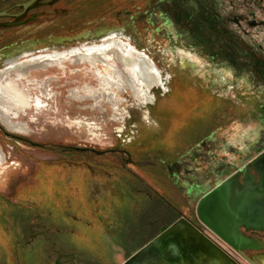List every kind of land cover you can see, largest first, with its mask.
Returning <instances> with one entry per match:
<instances>
[{
  "label": "rangeland",
  "instance_id": "374dc122",
  "mask_svg": "<svg viewBox=\"0 0 264 264\" xmlns=\"http://www.w3.org/2000/svg\"><path fill=\"white\" fill-rule=\"evenodd\" d=\"M205 3L219 28L227 32L228 52L246 57L253 52L264 60V0H205ZM128 8L126 3L120 5V9ZM109 22L115 28L111 32L90 35L79 40L78 45L66 46H83L81 49H69L67 54L50 51L38 56L42 49L35 48L30 51L37 55L3 70L0 66V79L4 78V83L19 84L32 93L34 103L40 98L38 103L43 106L41 112L32 108L21 117L11 113L10 120L28 124L30 132L27 135L10 132L33 144L45 145V149H39L14 144L0 134L5 156L0 167V202L37 205L35 209L23 210H13L7 205L0 225L15 233L22 226L47 223L58 249L78 254L75 264H123L158 236L164 226L182 217L196 221L197 200L220 182L211 177L212 170L222 164L239 163L252 152L255 157L264 150V86L260 80L252 83L247 74L238 78L234 69L206 63V57L224 52L217 37L211 39L216 46L210 50L208 44H199V39H189L190 29H183L185 42L196 49L191 53L177 51L175 55L157 26L147 31L146 26L128 27L114 18ZM193 30L198 32L196 28ZM127 44L148 56L161 75L159 88L150 92V97L153 96L150 104H142L124 80L123 90L116 85L109 88L106 81L99 82V73L102 78L119 80L116 70L122 73L124 66L131 67L132 60L133 66L139 58L143 60L142 55L134 57L121 52L118 46L130 48ZM53 62L58 64L46 68ZM110 62L122 67L108 66ZM21 72L27 73L23 83L18 78ZM128 73L133 75L132 71ZM47 80L51 81L49 87L45 85ZM46 91L50 98L42 96ZM66 146L100 152L120 149L132 155L134 163L126 168L132 171V176L127 179L98 168V163H117L119 169L120 157H94L98 161L96 166L88 168L96 172L97 183L109 180L122 186L129 184L122 207L112 195L102 192L96 193V210L69 209L65 215L61 204L67 200L66 193L58 181H62L61 171L71 167L62 169L61 163L81 159L75 156L66 159L63 154L70 153L62 150ZM176 164L181 169L175 168ZM185 169L194 174L186 175ZM207 176L210 178L206 180ZM35 181V191L24 193V187ZM112 202L116 204L110 206ZM100 204L104 206L99 207ZM76 218H80L78 224ZM63 227L66 229L62 231ZM5 236V240L0 236V264H11L10 250L15 248L10 247L12 242ZM40 245L34 248L39 252L37 264H53L55 255H47L49 250ZM42 256L49 262L44 263Z\"/></svg>",
  "mask_w": 264,
  "mask_h": 264
},
{
  "label": "flooded vegetation",
  "instance_id": "af4514ba",
  "mask_svg": "<svg viewBox=\"0 0 264 264\" xmlns=\"http://www.w3.org/2000/svg\"><path fill=\"white\" fill-rule=\"evenodd\" d=\"M141 2L143 3L142 5H136V3ZM123 3L129 5L130 9H120V5ZM144 5L147 8L143 10L142 7ZM111 18L117 19L128 27L146 26L144 29L147 31L153 26H157L158 33L170 44L172 53L175 55L177 51L191 53L196 49V47L192 49L193 45L185 42L183 29H190L187 34L189 39H199V44H208L210 50H213L216 46L211 39L217 37L222 44L224 52L219 55H211L208 58L204 57L206 63L211 67L234 69L238 78L243 76V74H247L251 77L252 83H257V80H260L264 86V60L257 58L253 52L249 53L247 57L240 56L238 52H228L230 46L226 41L228 40L227 32L219 28L215 17L211 16V10L207 7L205 0H0L1 70L16 62L26 60L31 55H37V52L30 51L35 48L42 49V53L38 56L50 51H57V54H67L69 49H81L83 46H80V48H78L79 46L66 48V46L78 45L79 40L88 38L90 35L100 36L111 32V30L115 29L112 23H108ZM192 27L193 29L196 28L198 32L193 30ZM69 34H75V36L69 37ZM102 44L96 45L101 46ZM127 45L131 46V44ZM57 47H65V49L57 50L59 49ZM141 54L150 59L142 52ZM150 62L153 63L151 59ZM256 70L258 71L256 72ZM255 73H257L256 76H254ZM0 134L1 136L5 135L14 144L24 143L34 148L45 149L44 144L36 143V145L34 143V145L32 141L23 139L8 131L6 124L1 119ZM62 150L70 152L66 155L63 154L66 159L68 157L73 159V156L81 158L76 162L74 160L63 161L61 163L62 169L66 167H71V169L62 170L61 175L56 174L61 176L62 181L58 182L63 184L64 193H66L67 200L61 204L62 208L66 210V216L69 209L84 208L96 210V193L110 194L117 204L121 207L124 205V198L127 196L129 184L124 183L122 186L109 180L102 181V184L100 181L97 183L96 172H90L88 168L93 167V165L96 166L98 161L94 157L102 158L108 155H112L114 159L115 157H120L122 166L119 165V169H116L117 163H110L109 165L98 163V168H103V171L108 174H121L123 178L127 179V177L132 176V171L126 168L134 163L130 153L120 149L100 152L88 147L70 146L63 147ZM76 152L78 154L73 155ZM249 162L250 160H246L244 157L239 163L222 164L212 170L211 177L218 178L221 181L224 178L223 176L228 174V171H231L232 174L236 173L232 166L242 170ZM50 165L53 166L52 163ZM83 167L87 169L85 170ZM46 168L48 167L46 166ZM77 168L81 170H77ZM175 168L181 169L178 164L175 165ZM47 172L53 173L52 171ZM184 172L189 176L194 174V171L186 169ZM209 178L207 176L206 180ZM37 179L36 181H38ZM36 181L32 182L31 185L25 186L23 192H34L36 187L33 184ZM128 182H131V180ZM90 194L93 196H90ZM116 202H112L109 205H114ZM7 205L13 210L19 208L22 210L27 208L35 209L37 207L36 203H11L3 200L0 202V218L4 215V209ZM102 205L104 206V204L98 206L101 207ZM93 215L96 216V213ZM66 220L63 218L65 223ZM79 220L80 218H76L74 221L78 224ZM190 222L229 256L231 259L230 264H264V231L242 228V235L251 241L254 248L237 251L200 224L198 219ZM49 228L47 223L40 221L38 226L29 225L26 228L22 226V230L19 229L13 233L10 228L5 229V227L0 225L1 239L5 240L6 234L8 241L12 242L10 247L15 248L13 251L10 250V263L37 264L39 262V252H36L34 248L40 243L42 248L49 250L47 255H55L53 264H56V260L60 255L75 256L73 261L66 263L75 264L79 258L78 254L58 249L57 240L51 234ZM65 229L63 227L62 231ZM24 238L25 243L22 244ZM42 257L43 262H49V259L46 260V257Z\"/></svg>",
  "mask_w": 264,
  "mask_h": 264
},
{
  "label": "water",
  "instance_id": "95a60500",
  "mask_svg": "<svg viewBox=\"0 0 264 264\" xmlns=\"http://www.w3.org/2000/svg\"><path fill=\"white\" fill-rule=\"evenodd\" d=\"M80 150V149H75ZM84 151V150H83ZM242 170L223 176L215 187L196 202L200 224L237 251L252 249L241 229L264 231V150ZM48 238V237H46ZM73 255H60L56 264L73 261ZM229 256L188 219L182 217L164 226L158 236L124 264H230Z\"/></svg>",
  "mask_w": 264,
  "mask_h": 264
},
{
  "label": "bare ground",
  "instance_id": "6f19581e",
  "mask_svg": "<svg viewBox=\"0 0 264 264\" xmlns=\"http://www.w3.org/2000/svg\"><path fill=\"white\" fill-rule=\"evenodd\" d=\"M118 48L120 50L122 49L121 52L128 53L130 56L136 57L142 55L141 52H139V50L134 46L128 48L125 45H120L118 46ZM145 58H146L145 56H143V60L142 58H139V62L138 64H136L139 68L135 64L133 66L134 61L132 60L130 62L131 67L124 66L123 69L124 71L122 73L116 70L114 73L115 76L116 75L118 76L119 80L116 79L115 81H112L108 77H104V76H103L104 78H102V74L99 73L98 74L99 82L103 83L106 81L105 83L108 84L109 88L114 89V86L116 85L123 90L124 89L123 80H124L127 88L130 89L135 94L136 97L140 98L139 100L142 101V104H150L153 97V96L150 97L151 94L150 92L154 87L160 86L161 75L158 72L157 68L154 66V64L150 62V59H145ZM57 64H58L57 62L49 63L48 64L49 66H46V68H51V66H55ZM116 64L117 63L115 62L114 63L110 62L108 63V66H117L118 68L121 66L119 64L117 65ZM128 71H132L133 75L131 76L128 73ZM25 76H27V73L25 72H21L18 75L20 82L23 83ZM3 79L4 78L0 79V119L4 121L9 131L14 132L16 134L27 135L30 132L28 124H24L20 121L14 122L10 120V115L12 113L15 117H21L20 116L21 114H26L28 110H31L32 108H35L37 112H41L43 110V106L42 103H38L40 101V98H38L39 100L38 102L34 103L35 101H33L32 93H30L29 90L22 88L19 84H16L14 82L4 83ZM50 82H51L50 80H47L45 82V85L49 87ZM140 88L142 90H140ZM42 96H44L45 98L51 97V95L47 91L43 93ZM107 96L108 95L106 94L105 97L107 98ZM111 96H112L111 99L114 100L113 95ZM4 161H5V156L0 146V167L3 165Z\"/></svg>",
  "mask_w": 264,
  "mask_h": 264
}]
</instances>
